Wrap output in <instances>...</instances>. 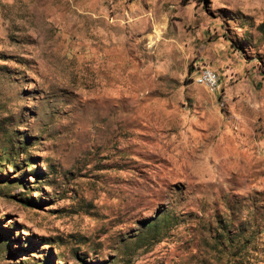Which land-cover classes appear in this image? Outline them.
Wrapping results in <instances>:
<instances>
[{
    "label": "rangeland",
    "instance_id": "374dc122",
    "mask_svg": "<svg viewBox=\"0 0 264 264\" xmlns=\"http://www.w3.org/2000/svg\"><path fill=\"white\" fill-rule=\"evenodd\" d=\"M0 264H264V0H0Z\"/></svg>",
    "mask_w": 264,
    "mask_h": 264
},
{
    "label": "bare ground",
    "instance_id": "6f19581e",
    "mask_svg": "<svg viewBox=\"0 0 264 264\" xmlns=\"http://www.w3.org/2000/svg\"><path fill=\"white\" fill-rule=\"evenodd\" d=\"M153 32H155L156 34H159V30H158V27H157V26L155 27V29L153 30ZM153 32H152V33H153ZM152 35H153V34H148L147 37H148L149 39H151ZM201 73H202L203 75H202V74H199V76L197 77V80H198L200 83L206 85L210 90L215 89V87H213V83L210 81V79H209V78H205L204 75H205V76H209V77H216V74H215L213 71L208 70V69H205V70L201 71Z\"/></svg>",
    "mask_w": 264,
    "mask_h": 264
},
{
    "label": "built area",
    "instance_id": "2783aa9c",
    "mask_svg": "<svg viewBox=\"0 0 264 264\" xmlns=\"http://www.w3.org/2000/svg\"><path fill=\"white\" fill-rule=\"evenodd\" d=\"M200 74H202V73L200 72ZM204 77L205 78H209L210 81L213 83V87H216V85H217V77H209V76H205V75H204Z\"/></svg>",
    "mask_w": 264,
    "mask_h": 264
}]
</instances>
